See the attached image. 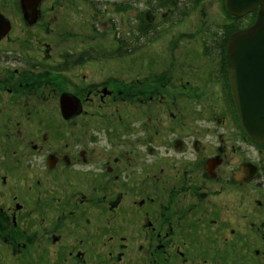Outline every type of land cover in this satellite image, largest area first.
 I'll return each instance as SVG.
<instances>
[{
    "label": "flooded vegetation",
    "instance_id": "1",
    "mask_svg": "<svg viewBox=\"0 0 264 264\" xmlns=\"http://www.w3.org/2000/svg\"><path fill=\"white\" fill-rule=\"evenodd\" d=\"M81 1L107 29L124 23L123 16L104 13L105 0ZM122 1L111 0L110 10L120 14L125 5L134 9L141 3ZM181 1L186 2L148 4ZM43 2L0 0V258L10 248L28 257L75 254L78 264H87L89 253L96 264H264V143L247 136L233 107L224 52L229 36H201L199 53L213 66L190 80L180 76V82H169L166 88L178 90L174 97L163 86L162 92L147 95L157 86L139 82L141 105L135 113L122 114L115 107L117 101H129L128 83H105L76 94L77 88H66V76L141 47L129 48L119 38L120 48L76 51L71 46L54 56L56 50L43 40L37 41L35 55L18 53L12 39L15 24L31 32L40 17L43 21L57 9L42 11ZM159 10L133 14L138 23L132 20L129 34L134 44L144 35L170 36L190 18L171 7ZM54 20L57 25L59 18ZM44 29L50 34L44 25L36 34ZM173 72L174 67L167 71ZM34 78L40 86L50 80L62 86L58 92L59 86L49 84L56 120L50 115V97L41 92L38 101L46 109L36 130L29 106ZM205 85L211 95L222 97L218 115L201 104L204 91L209 92ZM192 98L196 101L190 107ZM64 99L76 109L66 113ZM107 102L110 122L106 119L99 130L96 124L104 115L88 116L86 109ZM223 112L234 120V136ZM82 117H90L83 122L87 131L54 133V125L65 127ZM169 121L174 127H168ZM25 128L29 134H23ZM112 250H119L116 263L101 258L112 256Z\"/></svg>",
    "mask_w": 264,
    "mask_h": 264
},
{
    "label": "rangeland",
    "instance_id": "2",
    "mask_svg": "<svg viewBox=\"0 0 264 264\" xmlns=\"http://www.w3.org/2000/svg\"><path fill=\"white\" fill-rule=\"evenodd\" d=\"M111 0H105L104 13L111 16L119 18L123 16L124 23L117 22L115 24L109 25L107 29L105 25H102V19L98 18L95 20L93 17V12L90 13L87 4L83 3L81 0H44L43 9L44 12L48 11L49 8L55 6L53 14L48 12L45 18L40 17V21L38 26L35 25L29 32H24L22 28H19V24H15V30L12 34V39L15 40L14 50L23 55H35L36 48L38 47L37 41L43 42L45 40L51 47L52 50L58 53L60 48H74L71 46H75L76 51H82L84 49H88V47H97V49H116L119 47V38H122L123 43H126V46L129 48H134L136 46L141 47V49L137 52L129 53L127 56H122L120 58H112L111 60H103L97 63L89 64L86 67L78 68V72H72L67 74V80H65L66 88L70 92H74L72 89L77 88L76 94L84 93L90 88H95L97 86H101L105 83L118 84L123 85V83H128V98L125 101L126 103H120L117 101L116 107L117 110H121L122 114L125 112H133L135 113V108L138 109V106L141 105L139 102V90L141 88L135 86L136 83L142 82L143 84L146 82L148 84H152L153 86H157L156 89H151L148 91L147 95H153L157 91L162 92L160 86H163V89L167 90L168 95L174 97L176 95L177 89L166 88L168 83L172 80L180 82L179 80L182 76L186 79H191L193 75L203 71L202 73H206L211 70L213 66L212 61L204 58L205 56L199 53L201 49V45H199V41L201 40V36L204 35V40L212 38L213 36L221 38L222 36L228 37L230 34L232 35L233 31L236 29L232 26L231 17L227 14L225 8L223 7V0H205V1H192L186 0V2L181 1L179 3L172 2L167 6L160 7L157 4H153V6H149L148 0H141L140 5L133 7H123V11L119 13L115 12V10H110L112 3ZM118 1V0H114ZM121 0H119L120 2ZM130 1V0H125ZM124 0L122 2H125ZM118 2V3H119ZM74 6H71V4ZM130 4V3H129ZM155 8L157 11L159 9H163V11L167 10L171 7V9L182 10L188 12L190 18L186 20V22L181 27H176L168 36H143L141 38H137V41L134 44V39H130V29L133 27L132 20L136 19L133 17V14L139 10L141 17L146 13L145 11L150 8ZM159 9H157V8ZM127 9V10H126ZM108 11V12H106ZM195 11L197 13H195ZM193 12V13H192ZM100 14H103L101 10ZM43 15V13H42ZM41 15V16H42ZM105 15V16H106ZM59 18V22L56 25V20L54 17ZM253 14V19H254ZM204 17V18H203ZM13 18L17 21V17L13 15ZM107 18V16H106ZM203 18V19H202ZM98 21V23H93L91 26V22ZM245 22V20H243ZM47 23V24H46ZM49 23V24H48ZM50 27V34H45V29L41 33L40 36L36 34L37 29H43V25ZM138 24V23H137ZM238 24V23H237ZM239 27V26H238ZM168 28V25L165 27ZM210 33V34H209ZM34 51V52H33ZM173 61V62H172ZM174 72L171 75L167 73L168 69L173 70ZM127 71H126V70ZM125 73V74H123ZM33 79L32 83V92L31 99L32 102H29V106H31V110H33L32 115L35 117L32 118L33 130L38 124L36 121L41 119L43 111L46 109V105L43 106V103L38 101L41 92L47 94V97H50V115L54 117L56 120V113L54 110V94H52L50 85L54 88H58L59 83L55 80H50L48 85L40 86L38 80ZM145 85V84H144ZM209 85H205V89L208 91ZM57 89L58 92L62 91V86ZM192 87V86H190ZM153 88V87H152ZM204 91V89H203ZM126 93V94H128ZM206 93L202 96L201 104L205 106L206 111H212L215 115H218L220 107L222 106V97H217L216 95H211L210 91H204ZM51 94L52 96H48ZM145 94V95H146ZM165 94V95H166ZM198 99V103H200ZM196 101V98L191 99V105ZM197 103V102H196ZM42 104V105H41ZM22 105V101H20V106ZM176 105V104H175ZM172 108V105H171ZM176 108V107H175ZM174 108V111H176ZM88 116L91 114L94 116H100V114L104 115L102 121L98 122L99 130H103V124L106 123V119L110 122V104L107 102L103 104L99 109L98 105H92L87 109ZM187 116V114H185ZM222 116L225 117L229 121L231 134L234 136L236 134L235 128L236 125L234 120L232 122L230 119L225 116L223 112ZM235 117V116H234ZM90 118V117H87ZM87 118H80L76 122H70L69 125L61 126V124L54 125V133L59 132H67V133H79L81 131H87V126L83 124V122ZM192 122V121H191ZM207 122V120H206ZM57 123V122H55ZM54 123V124H55ZM208 123V122H207ZM168 127H174L173 122L167 123ZM93 126V125H92ZM64 129V131H63ZM29 128H25L23 130V134H29ZM39 130V129H38ZM89 130V129H88ZM35 248V247H34ZM4 250L5 257L0 258V264H78V259L75 258V254L64 256L52 255V256H34L33 254L29 257L25 256V253H18L15 250ZM29 252V250H27ZM32 251V250H31ZM112 256H102L101 258L107 259L116 263L115 254L119 252V250H112ZM31 253V252H29ZM98 255L93 253V256ZM90 258L87 259V264H96L97 259L92 258L91 253H89ZM89 260V261H88ZM107 263V261H106ZM82 264V263H80ZM124 264V263H120ZM149 264V263H146Z\"/></svg>",
    "mask_w": 264,
    "mask_h": 264
},
{
    "label": "water",
    "instance_id": "3",
    "mask_svg": "<svg viewBox=\"0 0 264 264\" xmlns=\"http://www.w3.org/2000/svg\"><path fill=\"white\" fill-rule=\"evenodd\" d=\"M230 17L242 19L256 11L253 24L226 39L225 64L230 94L241 128L264 143V0H223ZM66 113L71 100H63Z\"/></svg>",
    "mask_w": 264,
    "mask_h": 264
},
{
    "label": "trees",
    "instance_id": "4",
    "mask_svg": "<svg viewBox=\"0 0 264 264\" xmlns=\"http://www.w3.org/2000/svg\"><path fill=\"white\" fill-rule=\"evenodd\" d=\"M164 3H167V1H165ZM163 3V4H164ZM163 4H161V5H163ZM164 6V5H163ZM162 6V7H163ZM255 19V18H254ZM254 19H253V14H248V15H246V16H244L243 17V19H236L233 23H232V26L236 29V31L237 30H243V28H247V27H249L252 23H253V21H254ZM243 20H245V22H243ZM238 23V24H237ZM239 26V27H238ZM233 32H235V31H233ZM231 35V34H230ZM229 35V36H230ZM224 38H226L225 36H224Z\"/></svg>",
    "mask_w": 264,
    "mask_h": 264
}]
</instances>
